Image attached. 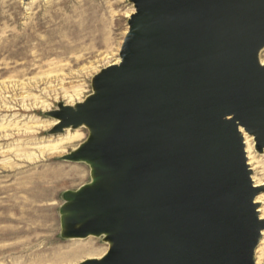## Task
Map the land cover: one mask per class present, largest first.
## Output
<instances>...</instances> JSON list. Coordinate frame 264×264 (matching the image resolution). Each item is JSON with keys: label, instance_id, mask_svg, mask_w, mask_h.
I'll return each instance as SVG.
<instances>
[{"label": "water", "instance_id": "water-1", "mask_svg": "<svg viewBox=\"0 0 264 264\" xmlns=\"http://www.w3.org/2000/svg\"><path fill=\"white\" fill-rule=\"evenodd\" d=\"M134 1L121 61L52 113L53 133L100 131L68 159L115 178L71 195L65 235L113 242L79 264H258L264 187L244 132L262 152L264 0Z\"/></svg>", "mask_w": 264, "mask_h": 264}, {"label": "rangeland", "instance_id": "rangeland-1", "mask_svg": "<svg viewBox=\"0 0 264 264\" xmlns=\"http://www.w3.org/2000/svg\"><path fill=\"white\" fill-rule=\"evenodd\" d=\"M136 12L134 0H0V264H79L92 257L67 256L81 244L109 250L102 235H65L71 195L93 182L88 163L67 156L91 132L52 152L81 127L53 133L52 113L83 102L96 76L121 61ZM250 143L252 178L264 177V150Z\"/></svg>", "mask_w": 264, "mask_h": 264}, {"label": "bare ground", "instance_id": "bare-ground-1", "mask_svg": "<svg viewBox=\"0 0 264 264\" xmlns=\"http://www.w3.org/2000/svg\"><path fill=\"white\" fill-rule=\"evenodd\" d=\"M261 51H263V50H261ZM260 61H261V64L264 65V61H262L261 58H260ZM115 64H118V63H115ZM94 93H92L91 95H93ZM82 129H84V131H85V129H87L89 132H91L90 136L87 137V140L93 139L94 137L95 138H100L101 137L100 136V131H98V130L96 131L95 129H92V128L88 127L87 125L83 124V125H81V127L78 130H75V132H67V134L65 136H63L62 138H60V139L54 141L53 143H51V145H49V150L52 151V152L53 151H61V150L65 149L66 146H76L84 138V134L82 133ZM244 135H245L247 157L249 159V157L251 158V156H250V149H251L250 140H251V136L248 133H246V132H244ZM82 145H84V143L78 145L79 147L77 146L78 147L77 149L82 147ZM42 147H44V146H42ZM248 153H249V155H248ZM85 162H87L88 165L91 168V174H92V177H93L92 184L94 183L95 185H97V184L101 183L103 186H105V188L107 190L112 191L113 188H112L111 184L115 180L114 176H112L111 178H108V179H104L100 175H98L97 167H96V164H95L94 161H85ZM253 181H254V185L255 186L264 187V177H261V176L258 177L255 174L253 176ZM256 203L259 204L258 211L261 213V216L264 218V194H259V196L256 197ZM67 215H69V212L64 213V218ZM91 235H97V234H91ZM100 235H102V237H105V239H106V241H107V243L109 245V250L106 253H105V250H106L105 248H101V247H99V246H97L95 244H92L91 246H87V244H86V246L84 244H81L78 247L73 248V249L70 250V253H68V256H67V261L68 262H73L77 258H79V257H81L83 255H87L88 257H92V258H89V259H99L100 260V259L104 258L109 253L111 247L113 246V242L108 238V236H109L108 233H103V234H100ZM90 243H92V242H90ZM263 247H264V231H263V237L261 239V242H260V245H259L258 248H260L262 250ZM17 248H19V246H14L13 247V249H17ZM258 248H257V250H258ZM256 253H257V251H256Z\"/></svg>", "mask_w": 264, "mask_h": 264}]
</instances>
